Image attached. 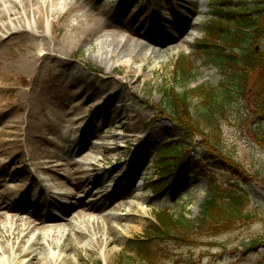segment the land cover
<instances>
[{"label":"rangeland","instance_id":"1","mask_svg":"<svg viewBox=\"0 0 264 264\" xmlns=\"http://www.w3.org/2000/svg\"><path fill=\"white\" fill-rule=\"evenodd\" d=\"M75 1L79 5L86 2ZM195 1L199 12L192 16L190 26L183 34L190 42H179L171 48H162L160 54H153L148 60L144 57L131 59L127 51L119 55V49L104 45L101 39H95L94 49L85 44L75 48L73 54L68 56V60L85 74L83 80L78 79L76 87L68 85L70 77L55 78V62L44 60L42 56L38 60L41 64L38 77L31 74H13L12 81L18 88L9 92L7 98L12 104L25 103V106H16L6 115L2 114L8 111L6 108L0 111V128L3 127L5 119L13 118L41 125L43 119H47L54 129L43 126L42 132L48 139L55 140V144L50 146L59 153L66 151L69 144L67 138L70 137L85 135L94 143L105 142L104 145L116 138V150L108 152L104 147L105 151L97 152L89 145L85 150L76 152L75 159L81 160L84 154L89 152L101 159L95 167L107 177L121 167L120 170H127V174L136 173V179H145L143 187L116 199V203L122 200V197L126 201L118 211L123 215L122 220L113 219L110 225L102 223L99 232L95 231L92 225L88 226L89 231L82 239H76L73 230L67 231L63 239L70 237L73 249L61 250L51 247L48 252L38 249L37 252L43 260L35 264H143L135 252L128 249V240L142 236L154 220V212L159 209H168L172 213L185 212L189 219L195 220L204 200L209 196L212 182L222 185V189L236 184V188L250 195L252 202L249 208L259 217L251 222L239 223L231 230L216 236H201L199 243L193 246L183 245L174 239H155L159 264H183L184 259L190 256L194 264H264V247L247 255L235 251L237 247L242 248L254 238H261L264 242V188L258 180V177L264 176V148L249 134L248 129L254 121L249 103L229 106L226 115L219 116L215 127L204 125V134H197L193 140L182 142L187 147L186 151H190L184 162L186 167H180L178 180L172 187L157 193L154 180L166 172L162 167L164 163L160 162L162 157L158 152L159 148L166 145L168 140H180L183 133L168 113L162 114L154 106L162 99V88L170 83L176 84L179 91H182L183 87L192 88L199 83L219 87L226 79L218 67L208 62L207 50L198 47L209 31L213 13L217 6L220 7V0ZM232 2L235 7H239L251 4L252 0ZM123 3L128 7L126 14L131 12L134 17L154 24L160 38L167 35L165 32L168 30L174 32L177 26L185 25L188 16L187 0H173L170 3L168 0H123ZM91 7L95 8L94 1L84 8L72 11L69 15L70 23H76L78 16ZM48 30L51 37L58 34L61 38L64 33V28L58 25L52 27L49 22ZM13 39L12 41L17 43L20 38L14 36ZM14 46L17 50L18 44ZM255 47L264 52V38L259 40ZM112 51H115L114 56L111 55ZM181 56H188L193 63L196 79L193 82L184 83L174 79V65ZM131 69L135 71L129 77L128 72ZM30 82L33 83V88L38 90L57 88V96L53 102L44 101L42 107L38 106L36 117L32 119L28 116L29 107L26 105L30 102L29 96L26 95L27 84ZM78 89L82 91V97L71 99ZM71 102L81 109L80 115L73 113L72 116L82 118L73 125L65 126V119L70 117V111L65 116L64 109L65 105ZM198 102L199 99H193L194 105ZM106 119L111 121L105 123ZM57 141L60 146H56ZM211 144L229 156V164L233 167L220 163V154L211 155ZM180 149L179 146H174L172 152L176 153ZM94 151L96 152L93 153ZM222 156L224 159V155ZM205 157H210V161H204ZM109 163H112V166L106 167ZM140 163L143 166L140 167ZM85 167L94 172L91 166ZM35 175L33 173L29 176L39 183ZM243 177L245 179H242ZM31 180L29 179L30 182ZM120 181L121 177H115L113 184L117 185ZM54 187L57 185L51 186L50 190ZM101 189L98 182L94 183L88 190L90 192L86 200L99 196L103 191ZM78 196L85 197V193L79 192ZM35 207L30 211L33 212ZM108 227L114 229L113 235L107 234ZM109 239H114L115 242L108 243ZM9 242L12 244L13 240ZM223 246H227V250ZM7 258L8 253H0V264H27L26 258L19 257L16 261Z\"/></svg>","mask_w":264,"mask_h":264},{"label":"bare ground","instance_id":"2","mask_svg":"<svg viewBox=\"0 0 264 264\" xmlns=\"http://www.w3.org/2000/svg\"><path fill=\"white\" fill-rule=\"evenodd\" d=\"M91 1L95 2V8L91 7L80 14L76 23H70V13L84 8ZM171 1L168 0L169 3ZM187 1L189 8L185 25L177 26L174 32L168 30L166 37L160 38L154 24L134 17L131 12L126 14L128 7L124 6L123 0H86L81 5L75 0H0V111L6 108L8 111L2 113L6 115L16 106H25V103L12 104L7 98L9 92L18 88L12 76L22 73L38 77L41 73V64L38 63L41 56L44 60L55 62V78L70 77L68 85L76 87L78 79L83 80L85 74L68 60V56L73 54L75 48L85 44L94 49L95 39H101L104 45L116 47L119 55L127 51L128 56L135 60L142 57L148 60L153 54H160L162 48L190 42L183 34L190 26L192 16L199 12V6L195 0ZM48 22L52 27L58 25L64 28L61 38L58 34L49 35ZM14 36L20 38L17 43L12 41ZM15 44H18L17 50ZM114 53L112 51L111 55L114 56ZM134 71L131 69L128 76ZM27 86L26 95L30 102L26 105L29 107L28 116L32 119L44 101L53 102L57 88L38 90L33 88L32 82ZM81 92L76 90L71 99L82 97ZM77 109L74 102L65 105L64 115L70 111L65 126L73 125L82 118L72 116L73 113L80 115L81 109ZM108 121L111 120L106 119L105 123ZM43 126L54 129L47 119H43L41 125L13 118L5 119L0 128V253H8L7 259L12 261L19 257L26 258L27 264L43 260L38 249L42 252L50 251L51 247L72 250L71 238L63 239L67 231L73 230L76 239H82L89 231L88 226L92 225L99 232L102 223L110 225L113 219L122 220L123 215L118 211L126 203L124 197L145 184V179L137 178L135 181L136 173L127 174L128 171H121V167L106 177L95 167L97 162H101L95 154L88 152L81 160L75 159L76 152L85 150L89 145L97 152L105 151V142L94 143L85 135L70 137L67 138L69 144L66 151L59 153L50 146L55 144V140L45 136ZM106 143L108 152L117 149L116 138ZM58 145L61 144L57 141ZM86 165L91 166L94 172ZM139 165L143 166L141 163ZM33 173L39 183L29 176ZM115 177H121L117 185L113 184ZM29 179H32L31 182ZM96 182L103 189L102 193L97 196L99 198L95 196L92 200H86L89 188ZM54 184L62 190L56 191L58 196L53 197L67 203L66 207L61 205L59 214L49 209V204L60 206L50 198V187ZM79 192H84L85 197L78 196ZM122 195V200L116 203L118 196ZM34 206L35 210L31 212ZM113 233L114 229L108 227L107 234ZM11 240L12 244L9 242ZM113 242L114 239L108 240V243Z\"/></svg>","mask_w":264,"mask_h":264},{"label":"trees","instance_id":"3","mask_svg":"<svg viewBox=\"0 0 264 264\" xmlns=\"http://www.w3.org/2000/svg\"><path fill=\"white\" fill-rule=\"evenodd\" d=\"M219 6L213 13L208 33L198 47L207 50L208 62L218 67L226 77L225 81L219 87L199 83L192 88L183 87L182 91L176 88V84L170 83L162 88V99L154 105L160 113H168L183 130L180 140H168L166 146L160 149L166 172L156 180L159 193L178 180L176 172L182 163L179 161L190 154L183 143L193 140L197 134H204V125L215 127L219 116H225L231 105L249 103L254 121L248 131L264 148V52L255 47L264 38V0H252L251 4L239 7H235L232 0H220ZM174 69L175 80L184 83L196 80L195 69L188 56H181ZM194 98L199 99L196 105ZM211 145V155L220 154V163L233 167L229 164V156ZM174 146L181 149L174 153ZM210 157L205 161H209ZM170 177L173 179L170 180ZM258 180L264 188V176L258 177ZM220 187L215 182L211 183L209 196L195 220L189 219L185 212L156 210L155 220L151 221L144 234L128 240V249L134 251L143 264H159L155 239H174L183 245L193 246L199 243L201 236H216L239 223L251 222L259 217L249 208L252 201L248 193L236 188V184L226 189ZM223 247L227 250V246ZM262 247L263 240L254 238L235 251L247 255ZM183 264H194L192 256L184 259Z\"/></svg>","mask_w":264,"mask_h":264}]
</instances>
